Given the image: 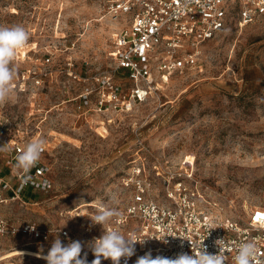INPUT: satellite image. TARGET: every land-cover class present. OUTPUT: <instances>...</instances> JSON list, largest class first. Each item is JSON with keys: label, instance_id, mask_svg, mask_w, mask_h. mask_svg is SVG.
Segmentation results:
<instances>
[{"label": "rangeland", "instance_id": "obj_1", "mask_svg": "<svg viewBox=\"0 0 264 264\" xmlns=\"http://www.w3.org/2000/svg\"><path fill=\"white\" fill-rule=\"evenodd\" d=\"M104 16L96 4L77 0H0V26H23L29 33L25 47L32 49L27 60L15 59L12 83L17 87L4 103L19 131L12 138L44 140L53 181L49 193L3 206L4 219L17 227L30 223L70 231L87 242L81 255L87 252L91 264L90 237L71 211L92 212L84 206L90 202L125 205L130 192L123 179L142 161L152 173V156L168 173L191 174L215 191L223 218L244 220L255 208H264V15L244 27L236 13L231 15L222 32L199 45L197 68L171 77L130 111L92 112L80 120L76 102L64 103L82 92L65 72L69 65L82 76L110 73L124 89L131 86L110 56L116 25ZM47 58L51 63L46 66L36 62ZM29 70L60 74L46 82L45 90L22 92L20 80ZM154 188L153 195L164 202L161 182ZM56 238L43 243L21 234L3 238L0 258L16 250L47 255ZM0 264L47 261L16 256ZM101 264L113 262L102 258Z\"/></svg>", "mask_w": 264, "mask_h": 264}, {"label": "built area", "instance_id": "obj_2", "mask_svg": "<svg viewBox=\"0 0 264 264\" xmlns=\"http://www.w3.org/2000/svg\"><path fill=\"white\" fill-rule=\"evenodd\" d=\"M77 1L81 5L96 4L98 11L116 25L110 56L115 61L116 71L125 73L131 85L124 89L110 73L91 78L82 76L69 65L65 72L82 85V92L64 103L76 102L75 112L80 120H86L87 114L92 112L105 115L130 111L160 92L171 77L197 68L199 45L222 32L231 15H238L242 27L264 15V0ZM31 50L19 49L16 59L27 60ZM36 62L46 66L51 60L37 59ZM58 74L59 71H26L20 80L25 88L21 91L45 90L46 82L52 83ZM12 87L15 89L16 83H12ZM6 112L4 103L0 104V146L7 143L8 149L0 152V240L21 234L40 243L50 241L52 236L87 243L64 229L48 231L30 223L17 227L2 216L1 208L22 200L26 192L49 193L53 188L51 167L43 154L28 175L15 169V157L28 143L23 138H12L19 131L17 123ZM152 157L155 159L152 173L142 161L123 179L130 192L125 205L90 202L84 206L92 212L80 214L81 207L71 211V215L83 220L81 229L84 236L90 237L89 243L100 238L105 230H118L126 237L134 235L138 240L144 239L143 243H135V255L128 259V264H135L138 257L149 252L152 258H175L182 252L198 254L201 248L217 254L219 247L215 241L225 239L226 244L222 246L225 264H234L238 246L251 241L258 249L254 264H264V208H255L244 220L223 218L218 211L215 191L191 174L168 173L165 165ZM156 181L162 184V203L153 195ZM101 206L115 208L122 215L104 226L93 224L91 218ZM88 219L90 223L84 221ZM120 264H124L123 257Z\"/></svg>", "mask_w": 264, "mask_h": 264}, {"label": "clouds", "instance_id": "obj_3", "mask_svg": "<svg viewBox=\"0 0 264 264\" xmlns=\"http://www.w3.org/2000/svg\"><path fill=\"white\" fill-rule=\"evenodd\" d=\"M29 40V33L21 25L10 27L0 26V104L9 101L14 89L12 82L16 75L14 61L19 49L24 48ZM44 140L33 139L25 149L15 157V169L28 175L31 170L40 162L44 151ZM7 143L0 146V152L8 151ZM121 213L112 207L101 206L94 218H91L93 224L104 226L113 218L121 217ZM34 229L35 226L32 225ZM163 240V239H161ZM143 243L144 239L138 240L134 235L125 236L118 230H105L104 234L89 244V247L95 257L91 264H101V259H110L113 264H120L121 258H124V264H128V259L135 255V243ZM219 247L217 254L208 253L206 249L201 248L198 254L189 255L180 253L175 258L156 256L152 258L151 253L138 257L135 264H225L226 258L222 246L226 244L225 239L215 241ZM83 249L82 242L79 240L70 241L67 244L62 243L61 239L56 238L47 255H40L38 258L47 261V264H89L87 252L81 255ZM258 249L254 242L241 243L234 257V264H254L257 259Z\"/></svg>", "mask_w": 264, "mask_h": 264}, {"label": "bare ground", "instance_id": "obj_4", "mask_svg": "<svg viewBox=\"0 0 264 264\" xmlns=\"http://www.w3.org/2000/svg\"><path fill=\"white\" fill-rule=\"evenodd\" d=\"M38 252H34L31 250H16L14 252H12L10 255L4 257V258H0V262L6 258H11V257H16V256H30V257H34V258H38V256L36 255ZM41 256L42 255H46V254H42L39 253ZM38 259H42V258H38ZM44 260V259H43Z\"/></svg>", "mask_w": 264, "mask_h": 264}, {"label": "trees", "instance_id": "obj_5", "mask_svg": "<svg viewBox=\"0 0 264 264\" xmlns=\"http://www.w3.org/2000/svg\"><path fill=\"white\" fill-rule=\"evenodd\" d=\"M23 198L26 199V200H29V199H34L36 198V195L31 193L30 191L29 192H26L24 195H23Z\"/></svg>", "mask_w": 264, "mask_h": 264}]
</instances>
